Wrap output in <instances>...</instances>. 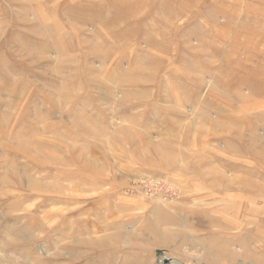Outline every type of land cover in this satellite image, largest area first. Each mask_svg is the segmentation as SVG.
<instances>
[{
    "label": "rangeland",
    "instance_id": "1",
    "mask_svg": "<svg viewBox=\"0 0 264 264\" xmlns=\"http://www.w3.org/2000/svg\"><path fill=\"white\" fill-rule=\"evenodd\" d=\"M0 264H264V0H0Z\"/></svg>",
    "mask_w": 264,
    "mask_h": 264
},
{
    "label": "crops",
    "instance_id": "2",
    "mask_svg": "<svg viewBox=\"0 0 264 264\" xmlns=\"http://www.w3.org/2000/svg\"><path fill=\"white\" fill-rule=\"evenodd\" d=\"M126 118H128V117H126ZM159 128L160 127H158V124H156L155 131H156V129L158 130ZM167 131L168 130L165 129L166 135L169 132V131L168 132ZM157 133H159V131H157ZM150 144L151 145L156 144L157 150H160L162 147V149H163L162 153L165 155V158H166L165 159L166 161L162 166L167 168V170L168 169L170 170V171L168 170L169 176H171V178L174 180V181L172 180L173 183H175V184H176V182L180 183V184L183 183V184H186L188 186L187 187L188 191L184 196V197H186L185 199L190 200V199H194V198L196 199L199 197L204 198L206 196H213V197L218 196V193L214 188V183H215L214 180H213V186L209 187L211 180L204 181V180L193 179L192 177L188 178V175L185 174V171L182 168H181V173H179L176 170L175 165L179 161H181L182 163H184L183 165H185V164H189V161L191 160L190 156L185 155V154L182 155L179 153L180 151H181V153H183V151H182L183 146H178L176 144V147L174 145H172V147L169 149V147L166 148L165 146L161 145V143H159L158 141H155V140L151 141ZM152 149L153 148L148 145V152L150 153V156L148 157V159L150 160L151 163H154V165L157 166V162L159 159H158V156L156 154V151H154ZM193 150L199 151V150H202V147H199V146H197L196 148L193 147ZM138 151H139V149H138ZM140 151H141L140 153L142 155H144L145 158H147L146 152L143 149H141V147H140ZM173 154H176V155L173 156ZM207 183H209V184H207ZM206 185H208V186H206ZM206 194H208V195H206ZM170 210H171L170 213L172 216L178 217V213H180V212H178L179 211L178 209H175V208L172 209L171 208ZM202 214H204V213L202 212ZM211 214H213V213H211ZM216 214H220V213H216ZM166 261H168V260H166Z\"/></svg>",
    "mask_w": 264,
    "mask_h": 264
},
{
    "label": "built area",
    "instance_id": "3",
    "mask_svg": "<svg viewBox=\"0 0 264 264\" xmlns=\"http://www.w3.org/2000/svg\"><path fill=\"white\" fill-rule=\"evenodd\" d=\"M171 189H173L172 186H170V192H171L172 194H174V192H173Z\"/></svg>",
    "mask_w": 264,
    "mask_h": 264
}]
</instances>
